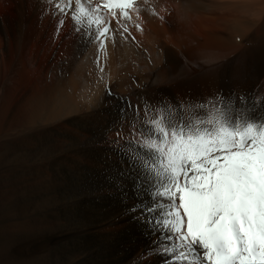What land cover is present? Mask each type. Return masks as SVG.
<instances>
[{
  "label": "bare ground",
  "instance_id": "bare-ground-1",
  "mask_svg": "<svg viewBox=\"0 0 264 264\" xmlns=\"http://www.w3.org/2000/svg\"><path fill=\"white\" fill-rule=\"evenodd\" d=\"M59 2L0 0V264H171L151 122L264 116V0H138L100 39Z\"/></svg>",
  "mask_w": 264,
  "mask_h": 264
},
{
  "label": "snow or ice",
  "instance_id": "snow-or-ice-1",
  "mask_svg": "<svg viewBox=\"0 0 264 264\" xmlns=\"http://www.w3.org/2000/svg\"><path fill=\"white\" fill-rule=\"evenodd\" d=\"M137 3L60 0L55 7L71 10L78 25L98 26L100 39L112 31L106 16L127 32ZM151 123L158 136L146 147L154 163H145L142 179L154 188L156 207L147 210L160 217L154 222L171 264H264V116L213 106L204 119Z\"/></svg>",
  "mask_w": 264,
  "mask_h": 264
},
{
  "label": "rangeland",
  "instance_id": "rangeland-1",
  "mask_svg": "<svg viewBox=\"0 0 264 264\" xmlns=\"http://www.w3.org/2000/svg\"><path fill=\"white\" fill-rule=\"evenodd\" d=\"M145 24H147L146 22H145ZM69 36H66V38H68ZM177 48V47H176ZM26 69H28V68H26ZM28 71V70H27ZM127 88V87H126ZM159 238L161 239L162 238V235H159Z\"/></svg>",
  "mask_w": 264,
  "mask_h": 264
}]
</instances>
